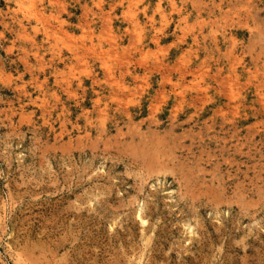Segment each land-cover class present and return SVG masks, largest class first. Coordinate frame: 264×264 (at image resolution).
Segmentation results:
<instances>
[{"label": "rangeland", "instance_id": "374dc122", "mask_svg": "<svg viewBox=\"0 0 264 264\" xmlns=\"http://www.w3.org/2000/svg\"><path fill=\"white\" fill-rule=\"evenodd\" d=\"M0 264H264V0H0Z\"/></svg>", "mask_w": 264, "mask_h": 264}, {"label": "bare ground", "instance_id": "6f19581e", "mask_svg": "<svg viewBox=\"0 0 264 264\" xmlns=\"http://www.w3.org/2000/svg\"><path fill=\"white\" fill-rule=\"evenodd\" d=\"M169 1H170V3H172L173 0H169ZM158 7H159V6H158ZM62 12H63V11H62ZM32 42H33V40H32ZM29 43H30V42H29ZM36 47H37V46H36ZM23 54H24V53H23ZM40 64H41V63H40ZM106 70H107V68H106ZM104 73H105V72H104ZM105 75L107 76V74H105ZM109 79H110V78H108V80H109ZM110 80H111V79H110ZM110 80H109V81H110ZM79 82H80V81H79ZM95 82H96V81H95ZM66 83H67V82H66ZM77 83H78V82H77ZM96 83H97V82H96ZM79 84H80V83H79ZM67 93H68V92H67Z\"/></svg>", "mask_w": 264, "mask_h": 264}]
</instances>
